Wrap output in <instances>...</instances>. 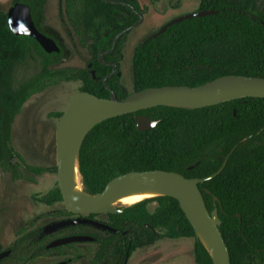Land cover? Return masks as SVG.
Instances as JSON below:
<instances>
[{"label":"trees","instance_id":"1","mask_svg":"<svg viewBox=\"0 0 264 264\" xmlns=\"http://www.w3.org/2000/svg\"><path fill=\"white\" fill-rule=\"evenodd\" d=\"M259 1L203 0L197 12L219 13L185 21L156 40H146L134 56V93L164 87L197 88L230 76L264 79V12ZM17 3L31 8L38 30L61 48L60 54H48L33 38L15 35L8 12H0V170L10 174L14 182H36V177L57 173L58 168L31 166L15 150L13 127L23 108L33 97L72 82L82 83L81 93L100 99H110L112 92L120 101L127 99L131 93L123 89L118 76L105 85L113 67L101 63L100 54L110 52L122 35L115 52L104 57L121 71L123 45L131 33L127 31L145 12L139 0H62L61 19L67 30L87 46L91 60L86 69H57L65 51L59 38L45 27L49 0H14V5ZM29 63L37 65V72L17 86L20 72ZM63 115L54 113L51 117L61 119ZM139 117L160 123L149 132H140ZM15 159L23 166L15 165ZM226 162L224 171L200 184L199 189L208 210L219 211L232 264H264L263 99H243L199 110L157 107L105 121L83 144L80 172L86 193L97 195L113 180L130 173L164 171L204 180L216 175ZM34 199L50 207L63 203L59 187ZM153 203L158 205L154 213L150 211ZM52 216L70 219L73 215L62 210ZM87 218L106 219L102 223L119 233L81 225L46 234L44 228L37 227L43 219L40 217L19 232L9 249L11 256L0 264H31L54 255L66 258L63 264H74L86 255L70 257L71 250L90 245L48 250L53 242L70 237L96 240L89 243L99 245L90 264H125L138 250L162 239L194 240L195 263L214 264L180 203L171 197L147 200L116 215Z\"/></svg>","mask_w":264,"mask_h":264},{"label":"water","instance_id":"2","mask_svg":"<svg viewBox=\"0 0 264 264\" xmlns=\"http://www.w3.org/2000/svg\"><path fill=\"white\" fill-rule=\"evenodd\" d=\"M109 2L117 4L115 1ZM218 13V11H203L174 19L151 36L146 43L158 39L175 25L195 18L214 16ZM8 18L10 29L15 35L33 38L48 54L61 53V48L57 42L38 30L33 20L31 8L28 5L15 4L8 12ZM143 22L144 17L140 15V21L132 30L139 28ZM132 30L127 32L130 33ZM121 37L122 35L116 39L114 48L110 52H102L100 54L101 63L108 67H113V73L104 80L106 86H108V80L117 74L118 68L114 63L105 62L104 57L109 53L115 52ZM90 68H92V65H90ZM93 77L96 78L95 72H93ZM118 77H121L120 73H118ZM249 98L264 100V79L230 76L197 88L164 87L147 89L133 93L123 101L118 100L114 92H112L111 98L108 100L100 99L88 93L79 94L73 99L59 120L56 142L57 168L59 188L66 210L74 216H85V218L57 222L45 228V233L53 234L69 227L83 225L91 226L103 232L118 234V230L109 227L105 223L90 220L87 217L119 214L122 207H112L111 204L123 192L130 189H146L163 194L161 197H171L177 200L194 228L197 238L210 253L214 264H232L230 251L221 232L222 222L219 218V211L216 209L211 213L208 210L199 189L200 184L219 176L226 168L228 161L216 175L204 180L187 179L181 174L164 171L130 173L113 180L103 193L97 195L87 194L85 188L83 189V194L76 193L71 180L76 163L80 172V154L86 138L96 126L105 121L137 114L157 107L199 110ZM91 105L104 109L106 113L88 121H82L83 112ZM159 123L160 121H152L146 117L137 119V127L140 132H149L155 129ZM236 149L232 151V154ZM81 179L83 184L82 175ZM215 201L219 202V199L215 197ZM200 233L205 237L209 245H206ZM155 234L157 235L158 233L155 231ZM95 241L91 237H70L53 242L48 246V250L72 244H89ZM11 254V251L1 253L0 263L9 258ZM128 263L129 258L125 264Z\"/></svg>","mask_w":264,"mask_h":264},{"label":"rangeland","instance_id":"3","mask_svg":"<svg viewBox=\"0 0 264 264\" xmlns=\"http://www.w3.org/2000/svg\"><path fill=\"white\" fill-rule=\"evenodd\" d=\"M203 0H139L145 14L143 24L131 31L121 54V85L124 90L134 93L133 61L136 49L156 34L169 22L179 17L196 13ZM14 0H0V12H9ZM62 0H49L46 8L45 27L59 38L65 51L57 69H86L91 55L77 35L68 31L61 19ZM37 66L29 63L18 76L17 86L23 84L36 72ZM24 80V81H23ZM82 83H64L33 97L23 108L13 127V146L27 163L34 167L53 169L57 166V130L59 120L51 114L65 113L73 99L81 94ZM15 165L23 166L19 159ZM36 182H14L10 174L0 170V251H9L19 238V232L38 218H42L37 227L47 228L57 222L69 220L54 216L58 211L66 210L64 203L53 207L35 201V196H45L58 187V177L47 172L36 177ZM158 208L150 205L152 213ZM123 209V208H120ZM67 211V210H66ZM100 222L106 219L98 218ZM90 245V246H89ZM71 250V256L79 253L86 258L74 264H90L99 245L88 244ZM11 256V255H10ZM66 258L54 255L31 264H63ZM128 264H196L194 258V240L162 239L153 246L138 250L129 259Z\"/></svg>","mask_w":264,"mask_h":264},{"label":"bare ground","instance_id":"4","mask_svg":"<svg viewBox=\"0 0 264 264\" xmlns=\"http://www.w3.org/2000/svg\"><path fill=\"white\" fill-rule=\"evenodd\" d=\"M106 111L98 106L91 105L88 109H86L83 112L82 121H88L90 119H93L95 117H98L100 115L105 114ZM72 185L74 187V190L76 193L83 194V184L81 175L79 172V167L77 163L75 164L73 168L72 173ZM163 194L149 191L146 189H130L125 192H123L112 204V207H122V208H130L134 207L140 203H143L147 200H151L153 198L161 197ZM201 238L204 240L206 245L208 244V241L205 239V237L200 233Z\"/></svg>","mask_w":264,"mask_h":264},{"label":"flooded vegetation","instance_id":"5","mask_svg":"<svg viewBox=\"0 0 264 264\" xmlns=\"http://www.w3.org/2000/svg\"><path fill=\"white\" fill-rule=\"evenodd\" d=\"M258 6H259L260 10L264 12V0H260L258 2ZM114 64H116V63H114ZM116 66H117V64H116ZM117 68H118V71H117V74L115 76H118V73H120L121 74V77H119V78H122V73H121V71H120V69H119L118 66H117ZM56 175L58 177V172L56 173ZM58 187H59V182H58ZM78 218H85V216H74L73 215L70 219H78Z\"/></svg>","mask_w":264,"mask_h":264}]
</instances>
